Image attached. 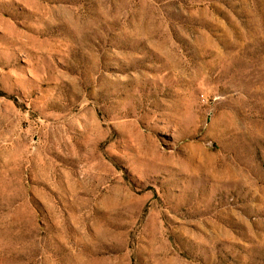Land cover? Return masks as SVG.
<instances>
[{
  "label": "rangeland",
  "instance_id": "rangeland-1",
  "mask_svg": "<svg viewBox=\"0 0 264 264\" xmlns=\"http://www.w3.org/2000/svg\"><path fill=\"white\" fill-rule=\"evenodd\" d=\"M0 264H264V0H0Z\"/></svg>",
  "mask_w": 264,
  "mask_h": 264
}]
</instances>
